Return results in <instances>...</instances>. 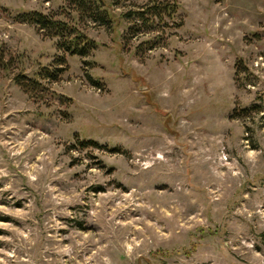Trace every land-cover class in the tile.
Instances as JSON below:
<instances>
[{"label": "rangeland", "instance_id": "374dc122", "mask_svg": "<svg viewBox=\"0 0 264 264\" xmlns=\"http://www.w3.org/2000/svg\"><path fill=\"white\" fill-rule=\"evenodd\" d=\"M104 2L0 0V264H264V0Z\"/></svg>", "mask_w": 264, "mask_h": 264}, {"label": "trees", "instance_id": "16d2710c", "mask_svg": "<svg viewBox=\"0 0 264 264\" xmlns=\"http://www.w3.org/2000/svg\"><path fill=\"white\" fill-rule=\"evenodd\" d=\"M92 0H70L71 3H73L76 6V14L85 13V11H90L89 17L93 19L94 21H101L102 23H105L106 19L108 22H111L112 19L110 17V12L105 8L104 6V0H95V2H99L100 4L97 5L98 12L92 8V4L90 3ZM164 8H166V5L162 4ZM100 9V11H99ZM159 6L152 4L149 6V10L152 13L151 15L154 16H160L159 12ZM161 10V9H160ZM174 10V8H173ZM133 13V18L137 21H146L148 20L147 17H145V12L143 10L135 11ZM170 15H172V12H169ZM161 19V17H158ZM16 19L20 22L28 23L31 25H34L38 30L43 31L47 36H53L57 37V40L55 41V47L58 51H61L62 53H67L68 55H77L81 57H86L90 54L92 50H94L97 46L96 42L87 37L83 32H81L75 25L72 23H69L64 20H54L49 15L42 13L37 10H29L24 11L16 15ZM58 61L56 63L60 64V60L62 59V56L58 57ZM61 68L53 67L52 69H44L42 73L39 75L42 78H45L47 80H56L58 77V74L60 73ZM23 78L18 77L15 79L16 83L19 84V86L26 90L28 88L27 84H30L32 86H37L36 80H31L30 82L24 84L25 81L22 80ZM26 81V82H27ZM88 145L89 143H93L91 141H85ZM82 145H84V143ZM94 144V143H93ZM84 145V146H85Z\"/></svg>", "mask_w": 264, "mask_h": 264}]
</instances>
